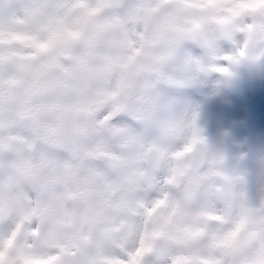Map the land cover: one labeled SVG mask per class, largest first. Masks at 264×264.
Masks as SVG:
<instances>
[{"label":"clouds","instance_id":"1","mask_svg":"<svg viewBox=\"0 0 264 264\" xmlns=\"http://www.w3.org/2000/svg\"><path fill=\"white\" fill-rule=\"evenodd\" d=\"M0 264H264V0H0Z\"/></svg>","mask_w":264,"mask_h":264}]
</instances>
